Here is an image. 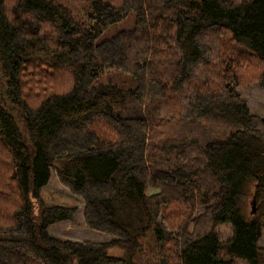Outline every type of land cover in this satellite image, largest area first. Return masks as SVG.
Returning a JSON list of instances; mask_svg holds the SVG:
<instances>
[{
  "label": "trees",
  "instance_id": "obj_1",
  "mask_svg": "<svg viewBox=\"0 0 264 264\" xmlns=\"http://www.w3.org/2000/svg\"><path fill=\"white\" fill-rule=\"evenodd\" d=\"M90 6L0 0V264H264V0ZM51 172L108 241L48 234Z\"/></svg>",
  "mask_w": 264,
  "mask_h": 264
},
{
  "label": "rangeland",
  "instance_id": "obj_2",
  "mask_svg": "<svg viewBox=\"0 0 264 264\" xmlns=\"http://www.w3.org/2000/svg\"><path fill=\"white\" fill-rule=\"evenodd\" d=\"M70 9L72 14L79 20H88L92 13L90 0H57ZM133 14H129L124 20L118 21L111 25L104 35H110L116 30L126 29L132 23ZM106 80L103 76L99 79V83ZM242 99L245 100L250 113L264 116V91L256 82H250L243 87L237 88ZM40 196L47 205H63L75 207L74 218L71 221L56 222L47 228L49 235L58 239H68L72 241L91 240L104 242L110 239V235L89 228L82 216L83 201L78 195L71 193L57 179L54 172H51L48 183L41 189ZM201 211V207L197 208V213ZM217 234L221 238H227L230 235V227L223 225L217 228ZM259 244L264 247V221L261 230ZM114 251V250H113Z\"/></svg>",
  "mask_w": 264,
  "mask_h": 264
}]
</instances>
